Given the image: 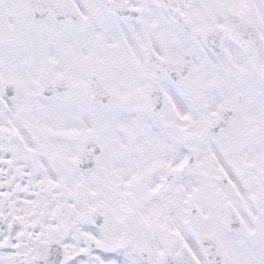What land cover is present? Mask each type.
I'll list each match as a JSON object with an SVG mask.
<instances>
[{
	"label": "snow or ice",
	"instance_id": "6c2138e0",
	"mask_svg": "<svg viewBox=\"0 0 264 264\" xmlns=\"http://www.w3.org/2000/svg\"><path fill=\"white\" fill-rule=\"evenodd\" d=\"M0 264H264V0H0Z\"/></svg>",
	"mask_w": 264,
	"mask_h": 264
}]
</instances>
